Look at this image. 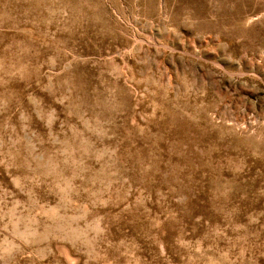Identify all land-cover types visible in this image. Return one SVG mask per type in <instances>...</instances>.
<instances>
[{"label":"rangeland","instance_id":"1","mask_svg":"<svg viewBox=\"0 0 264 264\" xmlns=\"http://www.w3.org/2000/svg\"><path fill=\"white\" fill-rule=\"evenodd\" d=\"M0 264H264V0H0Z\"/></svg>","mask_w":264,"mask_h":264}]
</instances>
